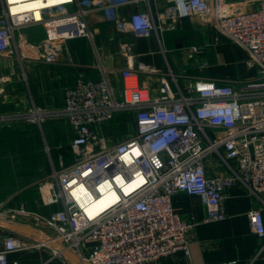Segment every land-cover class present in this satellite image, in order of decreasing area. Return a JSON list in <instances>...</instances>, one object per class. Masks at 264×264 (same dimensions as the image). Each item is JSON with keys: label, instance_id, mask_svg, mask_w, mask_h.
<instances>
[{"label": "built area", "instance_id": "obj_1", "mask_svg": "<svg viewBox=\"0 0 264 264\" xmlns=\"http://www.w3.org/2000/svg\"><path fill=\"white\" fill-rule=\"evenodd\" d=\"M42 1L0 0V56L23 57L35 48L51 61L66 39L91 36L85 15L99 9L118 31L135 37L159 36L187 16L211 22L214 40L225 38L243 47L257 74L235 81L197 77L180 86L171 70L161 74L150 63L128 62L116 73L118 83L102 69L98 79L66 86L59 109L31 106L0 114V120L37 122L50 114L63 116L74 133L71 163L63 165L60 157L59 168L52 167L38 186L40 203L55 208L47 215L22 206L11 211V217L30 214L51 234L45 231L25 242L0 232V264H8L10 252L35 246L50 249L44 262L56 258L62 264H73L68 253L80 264H145L179 250L187 254L192 223L172 209L175 192L198 195L207 220L224 217V190L236 183L256 196L264 192V0L232 12L225 0H165L156 16L145 0L144 9L125 17L119 8L133 0ZM36 25L43 26L45 36L28 43L23 30ZM132 47L131 41L119 44L127 60L133 57ZM190 50L201 53L203 46ZM206 65L203 59L198 62L201 68ZM152 74H159L154 92L139 80ZM122 113L133 115L131 136L110 141L99 133L100 126ZM208 157L223 173L207 174ZM103 195L105 205L93 206ZM248 219L253 231L264 236L261 209H250Z\"/></svg>", "mask_w": 264, "mask_h": 264}, {"label": "crops", "instance_id": "obj_2", "mask_svg": "<svg viewBox=\"0 0 264 264\" xmlns=\"http://www.w3.org/2000/svg\"><path fill=\"white\" fill-rule=\"evenodd\" d=\"M148 1L154 16L165 4V0ZM255 3L256 0H228L227 5L234 11L253 8ZM145 7V0H133L120 6L119 14L125 17ZM85 20L91 36L66 39L63 49L51 61L40 57L35 48L23 57L0 56V114L11 113V107L18 111L31 106L47 111L59 109L66 86L79 79H98L102 69L118 83L116 73L128 62L150 63L161 74L171 70L180 86L197 77L235 81L257 74V66L247 63L243 47L225 38L214 40V25L196 16L179 19L174 28L162 30L159 36L152 32L138 37L118 31L99 9L89 10ZM23 34L28 43L39 42L45 36L41 25L27 27ZM122 41L133 43L131 59L119 51ZM193 45L203 46V51L192 54ZM202 59L207 65L201 68L198 62ZM158 75H141L139 80L154 92ZM16 121L0 120V232L33 242L40 234L51 231L30 214L11 217V211L22 206L30 213L47 215L55 208L37 199L38 181L52 167L59 168L60 157L63 165L71 163L69 140L74 133L63 116L50 114L39 122ZM109 123L113 125L106 136L110 141H121L134 133L131 113L116 115ZM99 129L101 132L103 127ZM211 159L206 160L207 174L223 173ZM171 206L192 223L186 233L188 253L179 250L145 264H264V236L253 231L248 219V211L254 207L261 209L264 218V192L253 195L239 183L226 188L222 200L224 217L218 220L206 219V206L195 194L177 191L171 197ZM49 253L50 249L43 246L19 249L8 254V264H62L56 258L44 262Z\"/></svg>", "mask_w": 264, "mask_h": 264}, {"label": "rangeland", "instance_id": "obj_3", "mask_svg": "<svg viewBox=\"0 0 264 264\" xmlns=\"http://www.w3.org/2000/svg\"><path fill=\"white\" fill-rule=\"evenodd\" d=\"M225 2H228V0H225ZM226 8H227V11H228V12H232V10H230V7H227V6H226ZM12 109L18 111V108H14V107H11L9 110H12ZM14 110L11 111V112H16V111H14ZM15 121H16V120H15ZM16 122H17V121H16ZM111 124H112V123H111ZM111 124H110L109 122L103 124V125H102L103 130H102L101 132H99V133L102 134V135H105V137L108 136V134H110V132H111V129L113 128V125H111ZM23 125H25V123H23ZM45 157H46V156H45ZM45 157H44V159H45ZM46 159L48 160L47 157H46ZM48 174H49V171L45 174V177H46ZM40 182H41V180L38 181V186H39Z\"/></svg>", "mask_w": 264, "mask_h": 264}, {"label": "bare ground", "instance_id": "obj_4", "mask_svg": "<svg viewBox=\"0 0 264 264\" xmlns=\"http://www.w3.org/2000/svg\"><path fill=\"white\" fill-rule=\"evenodd\" d=\"M58 0H45V1H42L43 2V5H50V4H53V3H56ZM27 3L29 1H26ZM37 14V12H36ZM106 195H103L101 196L99 199H97V201L95 202V204L93 206L95 207H102L105 205V200H106Z\"/></svg>", "mask_w": 264, "mask_h": 264}, {"label": "water", "instance_id": "obj_5", "mask_svg": "<svg viewBox=\"0 0 264 264\" xmlns=\"http://www.w3.org/2000/svg\"><path fill=\"white\" fill-rule=\"evenodd\" d=\"M68 255H69L70 258L72 259L73 264H80V261H79V259H78L77 256H75V255H73V254H70V253H68Z\"/></svg>", "mask_w": 264, "mask_h": 264}]
</instances>
